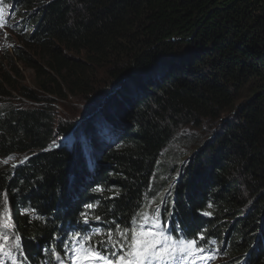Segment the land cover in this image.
<instances>
[{"label": "trees", "instance_id": "16d2710c", "mask_svg": "<svg viewBox=\"0 0 264 264\" xmlns=\"http://www.w3.org/2000/svg\"><path fill=\"white\" fill-rule=\"evenodd\" d=\"M19 4L21 47L6 50L10 70L0 68V157L29 156L0 165V207L6 196L13 222L0 234L11 256L56 264L74 237L77 250L89 236L113 249L125 243L120 232L129 242L152 222L177 247L195 241L192 249H220L223 264H264V0ZM127 80L134 95L115 112L127 127L121 119L124 129L99 141L78 127L71 143L50 147L74 125L55 98L90 100ZM190 126L217 131L178 175V136ZM97 159L106 165L96 172Z\"/></svg>", "mask_w": 264, "mask_h": 264}, {"label": "rangeland", "instance_id": "374dc122", "mask_svg": "<svg viewBox=\"0 0 264 264\" xmlns=\"http://www.w3.org/2000/svg\"><path fill=\"white\" fill-rule=\"evenodd\" d=\"M6 1H7L6 2L7 7H10L12 0H6ZM36 9L37 8H34L30 11L32 13H35ZM26 14L27 13H24L23 15H26ZM24 18L25 17L23 16L22 21ZM12 21L14 23L19 21V17L16 13L14 14ZM14 44L21 47V42H19V40L16 37H14V35L10 32L9 29L2 30L0 32V68H5L6 70H10V67L8 66L9 54L6 52V50L11 49V46ZM75 58L78 59V58H80V56L76 55ZM20 69H22V67H20ZM11 74H13V73L11 72ZM100 81L101 80H99V82ZM21 83H25L28 86H33V72L31 69H29V68H23L22 69ZM110 83H111V81L109 82V86H110ZM99 86H102L100 88V90H102L105 88L106 84L102 83L101 85H98V87ZM136 86H137V84L134 83L132 80H129V81L127 80L123 90H122V88L119 90V87L114 88V90L112 92L118 91V93L116 92L114 94L115 97L113 99H111V98L105 99L103 101L104 105L103 104L101 105L99 112L97 114H95V116L92 119L90 117L89 120H91V124L88 127L90 129L86 128L84 130L85 132H88L87 138L93 137L94 139L99 141L97 134L106 135L103 132V130H106L107 127H109L108 129H110V128L115 126L117 128V132H115V133H120L125 127L128 126V124L131 123L122 114L117 115L115 112H118L117 110L121 108L120 106L122 104H124L125 99L133 97ZM102 93L103 92H97L96 91L95 94H97V97L93 100L92 105L98 103V101H100L104 97L102 95ZM87 101H88L87 98L68 96V98H66L65 100L55 98L54 106H55L56 110L58 111V113L60 114V116H63L67 120V123L77 124L78 122H80V118L82 117L81 113H82L83 107L87 103ZM102 106H103V108H102ZM104 112H106V113L104 114ZM110 114H111V117L109 118ZM224 117L228 118L229 115L226 114V115H224ZM121 119L125 121V126L123 129H122L123 125L121 124L122 122L121 123L119 122ZM230 119H232V117H230L229 120ZM86 121H88V120H86ZM80 123H84V122H80ZM218 125L219 124H216V127H218ZM79 127H81L83 130V128L85 126H83L81 124ZM180 130H181V133L178 136V143L181 147L180 152H184L185 157H184L182 162L180 161V163H179L180 167L178 165V175H179V173H181V174L186 173L187 167L189 165H193L196 163L197 158L199 156V152L204 149V147L206 146L207 143H210L213 140V138L215 136V132L217 131L216 129L213 128V129H210L209 132H205V131L201 130L200 128H195V127H191V126L182 128ZM199 133L202 134V136L194 141V143L197 142L196 145L191 147L194 144L193 143L192 145H190L191 148H189L187 150V148H188L187 144H186L187 140H193L195 135L198 136ZM78 134H79V132H78ZM68 141H69V138H67V140L64 142V144L68 145L69 144ZM173 146L174 147L177 146V141H173ZM17 158H18L17 155H12L11 157H9V160H11L10 162H13V161L17 162L18 161ZM1 163H3V160H1V157H0V165H1ZM89 175H91L90 172L86 176L88 177ZM176 177H177V175L175 176V178ZM249 206H250L249 204L246 205V209H248ZM261 214H264V210L262 211ZM6 223L8 225L6 228H10L11 227V219L9 216V211H8V213H4V206H2V207H0V226H4ZM140 232L152 233V229L149 228L145 231H136L137 234H139ZM255 235H256L255 239H257V237H259V233L256 232ZM2 242L4 243V241L2 240V235L0 234V245H3ZM218 250L220 251V249H218ZM75 254H76V252L73 251L69 255V257L66 258V261L64 262V264H75V261L73 260V256ZM199 255L200 256L202 255L205 257H209L210 255L215 256L221 260V262H222L221 264L227 262V260H225L224 257H222L221 255H218L217 248L216 249L212 248L209 250H205V249L201 250ZM191 258H192V255H187L186 258H184L180 264H189L191 261ZM60 262L63 263V261L61 259L57 258L56 264H61ZM168 262L170 264V262H172V259L171 260L156 261V263H158V264H163V263L167 264ZM97 264H103V261H98Z\"/></svg>", "mask_w": 264, "mask_h": 264}, {"label": "snow or ice", "instance_id": "6c2138e0", "mask_svg": "<svg viewBox=\"0 0 264 264\" xmlns=\"http://www.w3.org/2000/svg\"><path fill=\"white\" fill-rule=\"evenodd\" d=\"M3 17L0 16V20ZM91 208V205H88ZM7 197L4 200V213H8ZM99 219V217H97ZM7 223L4 227H7ZM120 235L124 237L125 243L121 244L122 248H125L124 254L118 256L115 260V264H152L153 261L159 260H171L176 258V253L180 252L184 255L181 259L186 258L187 255H191V249L195 245V241H189L186 244H181L177 247L174 244L168 242V238L163 237L161 233H144L137 234L132 232L131 242L127 241V230L120 232ZM7 239V237H5ZM17 242L19 236L16 237ZM109 239H111V233H109ZM0 255H7L13 259L15 264V257L11 256L10 252L3 251V245H0ZM115 256L116 254L113 253ZM211 259L212 257H207ZM75 264H97L98 261H103V264H113V260L108 259L98 251H94L91 248L78 249L73 256Z\"/></svg>", "mask_w": 264, "mask_h": 264}, {"label": "bare ground", "instance_id": "6f19581e", "mask_svg": "<svg viewBox=\"0 0 264 264\" xmlns=\"http://www.w3.org/2000/svg\"><path fill=\"white\" fill-rule=\"evenodd\" d=\"M5 6V1L4 0H0V8H2L3 9V7ZM15 10L16 11H19L20 10V8H15ZM23 13V12H22ZM5 14H6V16H8V11H7V9L5 10ZM16 23H21V21L19 20L18 22H16ZM109 127H107V129H108ZM106 129V130H107ZM106 130H103V132L104 133H106ZM113 132H112V134L114 135V133L115 132H117V128L114 126L113 127V130H112ZM78 134V133H77ZM99 138V137H98ZM117 138V137H116ZM115 146L116 145H118V144H120L119 142L117 143V141H115ZM119 147V146H118ZM118 147H116V148H114V149H118ZM113 149V148H112ZM83 158H85V156L83 157ZM1 160H3V163H7V164H9V166H17V165H19L20 163H21V161H23L24 159H22V160H18L17 162H10L11 160H9V159H4V158H1ZM85 161H87V159H84ZM95 165H96V167H95V170H96V172L99 170V169H101L104 165H106L104 162H101L100 161V159H97V161H95ZM96 172H93L92 170H91V175H93V173H96ZM89 172H86V174L85 175H87ZM87 177V176H86ZM88 181H90L89 179H87ZM99 188H102V186H100V187H98V189ZM83 206H86V205H83ZM154 206V205H153ZM11 219V218H10ZM11 224H13V222L11 221ZM71 240V239H70ZM3 243V242H2ZM82 242H80L79 244H78V241H76V239H75V237L73 238V240H72V243H71V245H70V250H69V252L66 254H64V255H62V258H58V259H61L62 261H63V263H61V264H64V262L66 261V258H68L69 257V255L73 252V251H75L76 252V250H77V248H78V246L81 244ZM77 244H78V246H77ZM112 245V244H111ZM77 246V247H76ZM87 246V245H86ZM75 248H76V250H75ZM113 248V247H112ZM3 251L4 252H8L7 251V246L3 243ZM94 251H98V252H100L102 255H106V253L103 251V250H101V249H99V248H97V247H95L94 248ZM58 255H60L59 253H58ZM222 256V255H221ZM29 260L25 257V256H21V257H15V264H26L27 262H28ZM0 264H14V262H13V259L11 258V259H9L8 258V256L7 255H0ZM27 264H30L29 262L27 263Z\"/></svg>", "mask_w": 264, "mask_h": 264}, {"label": "water", "instance_id": "95a60500", "mask_svg": "<svg viewBox=\"0 0 264 264\" xmlns=\"http://www.w3.org/2000/svg\"><path fill=\"white\" fill-rule=\"evenodd\" d=\"M76 59V58H75ZM118 85L116 86H113L111 88H109L107 91H105L104 93H102V95L104 96L100 101H98V103L92 105L93 103V100L97 97V94H95L96 92H94V95L90 96V100L87 101V103L84 105L83 107V110H82V113H81V118H80V122H84V123H80L78 122L77 124H74L73 125V128L71 130H69L65 136H63L60 140L63 141L64 139L66 138H69V140H72L74 137H73V132L75 129H77L81 124L83 126H86V127H89L90 124H91V119L95 116V114H97L99 112V109L101 107V105L103 104V101L106 99V97L112 93V91L114 90L115 87H117ZM88 120V121H86ZM88 122V123H87ZM80 124V125H79ZM116 140H119V138H117ZM60 144V143H59ZM58 145H52V146H59ZM114 143L112 142L110 145H113ZM28 157V156H27ZM27 157L23 158V159H26Z\"/></svg>", "mask_w": 264, "mask_h": 264}, {"label": "clouds", "instance_id": "9594fccd", "mask_svg": "<svg viewBox=\"0 0 264 264\" xmlns=\"http://www.w3.org/2000/svg\"><path fill=\"white\" fill-rule=\"evenodd\" d=\"M5 1V6L3 7V9L2 8H0V16H2L3 17V19L2 20H0V32L2 31V30H5V29H9L10 30V32L14 35V37H16L15 36V34H14V32H13V29L15 28V27H19V25H20V23H14L13 21H12V19H13V17H14V14L16 13L17 15H18V17H19V20L20 21H22V15H21V13H20V11H16L15 10V8L17 9V8H20V4H19V0H12L11 1V5H10V7H7V1L6 0H4ZM7 9V11H8V16H6V14H5V10ZM9 37V36H8ZM93 138V137H92ZM117 138H119L120 139V137H119V135L117 136ZM86 139H87V137H86ZM61 140V139H60ZM60 140L56 143V145H58L59 143V146H62V145H65L64 144V142L67 140V138L66 139H64L63 141H61L60 142ZM71 141L72 140H69L68 142L69 143H71ZM55 145V144H54ZM59 146H57V147H59ZM50 147H56V146H50ZM25 157H27V156H25ZM25 157H23V158H25ZM29 157V156H28ZM22 158V159H23ZM21 159V160H22ZM25 160V159H24Z\"/></svg>", "mask_w": 264, "mask_h": 264}]
</instances>
